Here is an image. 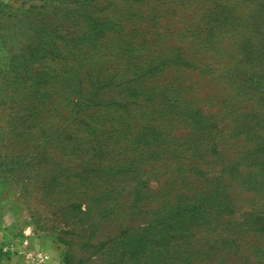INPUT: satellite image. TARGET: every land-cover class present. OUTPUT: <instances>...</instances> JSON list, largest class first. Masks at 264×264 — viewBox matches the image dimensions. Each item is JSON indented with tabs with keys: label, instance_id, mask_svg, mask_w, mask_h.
<instances>
[{
	"label": "rangeland",
	"instance_id": "374dc122",
	"mask_svg": "<svg viewBox=\"0 0 264 264\" xmlns=\"http://www.w3.org/2000/svg\"><path fill=\"white\" fill-rule=\"evenodd\" d=\"M81 1L0 0V264H106L102 254L118 234L92 221L87 198L68 208L59 196L49 208L35 183L45 149L59 157V134L45 139L37 126L40 110L26 105L33 88L94 80L71 51L72 35L58 31ZM121 2L139 10L130 15L146 31L142 48L158 66L153 80L185 102L173 117L169 168L154 170L153 187L192 183L186 194L197 184L209 205L216 197L219 211L189 241L216 247L219 264H264V0ZM125 227L134 230L133 222ZM134 250L122 248L120 263Z\"/></svg>",
	"mask_w": 264,
	"mask_h": 264
},
{
	"label": "trees",
	"instance_id": "16d2710c",
	"mask_svg": "<svg viewBox=\"0 0 264 264\" xmlns=\"http://www.w3.org/2000/svg\"><path fill=\"white\" fill-rule=\"evenodd\" d=\"M121 1L127 0L107 7L82 0L58 27L72 35L71 51L80 68L87 63L94 80H42L26 103L40 110L37 126H44L45 139L59 134V157L51 158V147L44 151L43 175L35 182L41 184L39 199L55 209L52 201L59 196L68 208L75 197L87 198L95 224L117 226L112 246L102 254L106 264H121V249L132 244L136 250L128 264H219L216 247L200 250L189 241L190 231L219 211L217 198L209 205L197 184L188 194L185 187L190 190L192 183L152 185L159 178L154 170L169 168L172 129L178 126L173 117L185 102L153 80L159 73L151 52L142 48L146 31L130 15L139 10ZM132 222L133 231L123 228Z\"/></svg>",
	"mask_w": 264,
	"mask_h": 264
}]
</instances>
